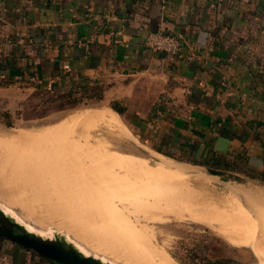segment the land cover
Returning <instances> with one entry per match:
<instances>
[{"label":"crops","instance_id":"obj_1","mask_svg":"<svg viewBox=\"0 0 264 264\" xmlns=\"http://www.w3.org/2000/svg\"><path fill=\"white\" fill-rule=\"evenodd\" d=\"M151 30L180 50L147 47ZM81 86L157 154L264 173V0H0V103Z\"/></svg>","mask_w":264,"mask_h":264},{"label":"rangeland","instance_id":"obj_2","mask_svg":"<svg viewBox=\"0 0 264 264\" xmlns=\"http://www.w3.org/2000/svg\"><path fill=\"white\" fill-rule=\"evenodd\" d=\"M103 96L92 87L0 103V207L110 264H264V176L232 162L250 183L234 186L203 175L202 162L157 154L106 110L123 103ZM23 251L2 241L0 264H48Z\"/></svg>","mask_w":264,"mask_h":264},{"label":"water","instance_id":"obj_3","mask_svg":"<svg viewBox=\"0 0 264 264\" xmlns=\"http://www.w3.org/2000/svg\"><path fill=\"white\" fill-rule=\"evenodd\" d=\"M203 175L217 176V180H233L250 184L249 180L235 172L216 169L209 166L199 167ZM0 237L24 249L36 253L48 264H110L102 259L87 255L63 238L43 237L18 222L12 215L0 207Z\"/></svg>","mask_w":264,"mask_h":264},{"label":"built area","instance_id":"obj_4","mask_svg":"<svg viewBox=\"0 0 264 264\" xmlns=\"http://www.w3.org/2000/svg\"><path fill=\"white\" fill-rule=\"evenodd\" d=\"M144 43L150 49L165 54H176L182 46L178 36L152 30L146 33Z\"/></svg>","mask_w":264,"mask_h":264},{"label":"trees","instance_id":"obj_5","mask_svg":"<svg viewBox=\"0 0 264 264\" xmlns=\"http://www.w3.org/2000/svg\"><path fill=\"white\" fill-rule=\"evenodd\" d=\"M87 88L81 86L80 89H77V90H82V89H87ZM94 88H96V87H94ZM77 90L69 89V90H67V91H65L63 93H60V95H63V94H71V93H73L74 91H77ZM44 92H49V91L44 90ZM111 107L115 111H117L118 113H120V114L123 111L121 108H115L114 106H111ZM231 163L232 162L228 161L223 156H218V157H215L213 159H209V160H207L205 162H202L201 164L208 165V166H212V167L219 168V169H225V170L235 171V169H233V166H232ZM261 175L264 176V173H261ZM0 239H2V238L0 237ZM228 263H229L228 260L224 259V257H219L217 259L209 260L207 264H228ZM183 264H188V263H185L184 262Z\"/></svg>","mask_w":264,"mask_h":264},{"label":"bare ground","instance_id":"obj_6","mask_svg":"<svg viewBox=\"0 0 264 264\" xmlns=\"http://www.w3.org/2000/svg\"><path fill=\"white\" fill-rule=\"evenodd\" d=\"M212 177H214V178H216L217 179V176H212ZM229 183L231 184V185H234V186H239V183L236 181V180H233V179H231L230 181H229ZM245 189H247V188H245ZM256 243V242H255ZM253 245H255L254 243H253ZM256 246V245H255ZM172 264V263H171Z\"/></svg>","mask_w":264,"mask_h":264},{"label":"flooded vegetation","instance_id":"obj_7","mask_svg":"<svg viewBox=\"0 0 264 264\" xmlns=\"http://www.w3.org/2000/svg\"><path fill=\"white\" fill-rule=\"evenodd\" d=\"M2 240H5V239L2 238Z\"/></svg>","mask_w":264,"mask_h":264}]
</instances>
